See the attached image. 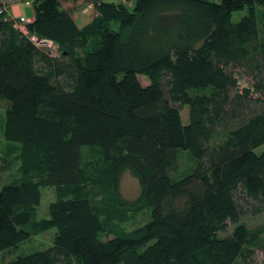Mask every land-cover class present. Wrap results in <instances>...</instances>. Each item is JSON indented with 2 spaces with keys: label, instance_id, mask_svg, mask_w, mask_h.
Returning a JSON list of instances; mask_svg holds the SVG:
<instances>
[{
  "label": "trees",
  "instance_id": "1",
  "mask_svg": "<svg viewBox=\"0 0 264 264\" xmlns=\"http://www.w3.org/2000/svg\"><path fill=\"white\" fill-rule=\"evenodd\" d=\"M85 1L78 24L60 0H30L25 28L54 55L0 15L2 134L22 153L0 187V252L56 228L48 248L0 264H254L242 217L264 211V0ZM179 149L194 165L175 177ZM42 184L56 197L36 220ZM107 207L149 216L125 230Z\"/></svg>",
  "mask_w": 264,
  "mask_h": 264
},
{
  "label": "rangeland",
  "instance_id": "2",
  "mask_svg": "<svg viewBox=\"0 0 264 264\" xmlns=\"http://www.w3.org/2000/svg\"><path fill=\"white\" fill-rule=\"evenodd\" d=\"M214 2H219L220 0H212ZM61 6L65 9L75 10V19L78 24H82L89 20V16L92 17L94 10L92 9V4H87L85 0H60ZM134 0H127L126 4L131 8ZM22 3V2H20ZM24 6V3H22ZM81 5V6H80ZM28 8L29 14L25 13V17L32 14V6H25ZM262 8L258 6L257 11L259 15V9ZM83 10V11H81ZM80 11V12H79ZM82 12V13H81ZM86 12L88 14H86ZM245 10H236L232 13V20L237 21L243 14ZM241 71V69H239ZM241 75V74H240ZM242 79L239 80L238 86H243V75L240 76ZM244 80L246 78L244 77ZM139 81L141 84H147L149 81L145 76L139 75ZM187 110L188 107L185 105L181 108L180 114L183 122L187 121ZM5 103L0 104V154L6 158L7 167L5 170L0 171V187L9 182L12 177L22 174V171L18 170L19 165L22 161V153L18 144L13 142H8L4 139L2 134V126L4 119ZM222 139L221 136H216L214 140ZM194 165V160L186 150H178L175 157V162L173 166L169 169V173L175 177L181 176L182 174L191 170ZM120 191L123 197L126 199H134L139 193V185L137 179L129 172L125 171L120 179ZM108 191L100 192L95 191L94 197L102 198ZM56 192L55 188L50 185L42 184L40 186V202L38 206L34 208L33 219H41L48 217V207L50 203L55 199ZM101 200V199H100ZM103 201V205H107L108 198ZM107 217L111 219V223L116 227H121L125 230H131L134 227L142 224L148 219L149 210L144 207L136 211L106 208ZM243 222L251 230L252 235H254V254L252 260L254 264H264V255L261 247L264 245V211L257 214H249L242 217ZM228 231L231 230V226H228ZM56 228L51 227L43 231H34L27 238L18 243L15 247H9L0 252V262L15 258L18 255L28 254L34 251H39L48 248L52 245V240ZM110 236V235H107Z\"/></svg>",
  "mask_w": 264,
  "mask_h": 264
},
{
  "label": "built area",
  "instance_id": "3",
  "mask_svg": "<svg viewBox=\"0 0 264 264\" xmlns=\"http://www.w3.org/2000/svg\"><path fill=\"white\" fill-rule=\"evenodd\" d=\"M19 1V0H14ZM26 4H30V0H22ZM10 0H2L0 1V15L7 11L8 9V3ZM11 21L13 22V25L20 29L24 34H26L29 38V40L36 46L40 48H44L47 52H49L51 55H54L57 51V45L48 38L39 37L36 34L28 33L25 24L29 22L28 19H26L24 16L16 15V14H9L8 16Z\"/></svg>",
  "mask_w": 264,
  "mask_h": 264
},
{
  "label": "crops",
  "instance_id": "4",
  "mask_svg": "<svg viewBox=\"0 0 264 264\" xmlns=\"http://www.w3.org/2000/svg\"><path fill=\"white\" fill-rule=\"evenodd\" d=\"M104 1H112V2H118V1H127V0H104ZM24 3L22 0L19 1H14V0H10V2L8 3V13L9 14H16V15H20V16H24L25 17V13L29 14V10L27 7L25 6H29L30 4H26L24 3V6L22 3ZM81 6V5H80ZM83 11V10H81ZM80 12V11H79ZM82 13V12H81ZM26 19H28L29 21H31L33 19V13L28 17H25Z\"/></svg>",
  "mask_w": 264,
  "mask_h": 264
}]
</instances>
